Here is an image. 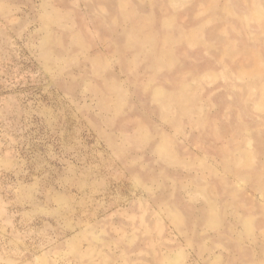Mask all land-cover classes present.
<instances>
[{
	"label": "rangeland",
	"instance_id": "obj_1",
	"mask_svg": "<svg viewBox=\"0 0 264 264\" xmlns=\"http://www.w3.org/2000/svg\"><path fill=\"white\" fill-rule=\"evenodd\" d=\"M0 264H264V0H0Z\"/></svg>",
	"mask_w": 264,
	"mask_h": 264
}]
</instances>
